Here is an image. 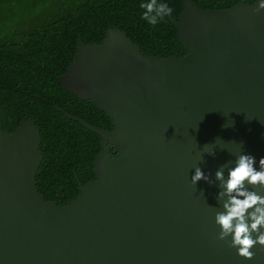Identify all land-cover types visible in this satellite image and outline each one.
Masks as SVG:
<instances>
[{"label":"water","instance_id":"1","mask_svg":"<svg viewBox=\"0 0 264 264\" xmlns=\"http://www.w3.org/2000/svg\"><path fill=\"white\" fill-rule=\"evenodd\" d=\"M262 3L208 10L180 0V17L166 18L182 56L144 55L116 27L99 44L78 38L54 79L112 128L54 105L100 139L94 178L76 177L78 194L60 205L36 189L43 157L34 121L10 134L0 127V264H264V247L239 257L215 223L227 200L215 173L223 167L227 180L241 153L257 171L264 158ZM196 167L208 182L191 183Z\"/></svg>","mask_w":264,"mask_h":264},{"label":"trees","instance_id":"2","mask_svg":"<svg viewBox=\"0 0 264 264\" xmlns=\"http://www.w3.org/2000/svg\"><path fill=\"white\" fill-rule=\"evenodd\" d=\"M180 0H158L175 18ZM208 10L229 9L240 1L191 0ZM150 0H0V127L14 132L32 119L40 133L42 161L36 189L46 201L64 204L78 194L79 184L94 178L93 161L100 153V139L79 122L111 130L113 122L90 101H81L54 78L71 63L77 39L99 44L105 32L116 27L139 46L142 54L182 56L176 29L166 16L155 26L142 18V3ZM78 182L76 181V178Z\"/></svg>","mask_w":264,"mask_h":264},{"label":"clouds","instance_id":"3","mask_svg":"<svg viewBox=\"0 0 264 264\" xmlns=\"http://www.w3.org/2000/svg\"><path fill=\"white\" fill-rule=\"evenodd\" d=\"M140 7L144 9L142 18L153 26L171 12L166 4L158 3V0L142 3ZM260 9H264V3L259 5L257 11ZM255 165L253 156L241 153L235 159V167L228 169L227 180L223 167L215 173L223 189L218 197H227L223 203L224 211L215 215V223L220 227L217 239L227 241L231 236L228 246L237 249L238 256L246 260L253 258L254 253L250 249L254 245L264 247V196L248 190L249 185L264 189V158L259 161V171ZM201 180L208 182L209 177L200 167H196L191 183L196 185Z\"/></svg>","mask_w":264,"mask_h":264}]
</instances>
